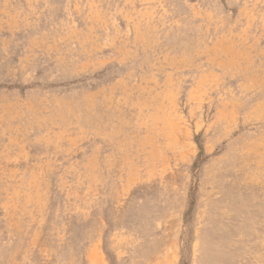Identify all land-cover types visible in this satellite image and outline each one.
I'll list each match as a JSON object with an SVG mask.
<instances>
[{"label":"rangeland","instance_id":"rangeland-1","mask_svg":"<svg viewBox=\"0 0 264 264\" xmlns=\"http://www.w3.org/2000/svg\"><path fill=\"white\" fill-rule=\"evenodd\" d=\"M0 264H264V0H0Z\"/></svg>","mask_w":264,"mask_h":264}]
</instances>
